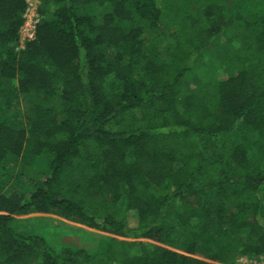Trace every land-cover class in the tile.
<instances>
[{"label":"trees","instance_id":"obj_1","mask_svg":"<svg viewBox=\"0 0 264 264\" xmlns=\"http://www.w3.org/2000/svg\"><path fill=\"white\" fill-rule=\"evenodd\" d=\"M36 1L17 52L27 2L0 0V264L264 257V0Z\"/></svg>","mask_w":264,"mask_h":264},{"label":"rangeland","instance_id":"obj_2","mask_svg":"<svg viewBox=\"0 0 264 264\" xmlns=\"http://www.w3.org/2000/svg\"><path fill=\"white\" fill-rule=\"evenodd\" d=\"M17 187L19 188V185H17ZM16 218L17 222H14L13 225L16 228L19 227L18 230L20 232L42 236L56 248L64 246L66 242H72L74 245L78 246L94 248L95 244L101 243L107 238V236L102 233L63 220L61 221L53 216L29 215ZM237 262L238 264H244L240 262V260Z\"/></svg>","mask_w":264,"mask_h":264},{"label":"built area","instance_id":"obj_3","mask_svg":"<svg viewBox=\"0 0 264 264\" xmlns=\"http://www.w3.org/2000/svg\"><path fill=\"white\" fill-rule=\"evenodd\" d=\"M27 7L22 16L23 23L21 24L18 31V40L16 51H21L25 46L35 39L36 28L39 22V15L37 14L38 1L26 0ZM244 264H264V257L258 262H249L246 258L239 259Z\"/></svg>","mask_w":264,"mask_h":264}]
</instances>
